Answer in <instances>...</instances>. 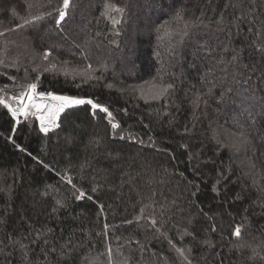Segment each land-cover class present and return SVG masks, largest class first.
<instances>
[{
  "label": "trees",
  "instance_id": "16d2710c",
  "mask_svg": "<svg viewBox=\"0 0 264 264\" xmlns=\"http://www.w3.org/2000/svg\"><path fill=\"white\" fill-rule=\"evenodd\" d=\"M0 264H264V0H0Z\"/></svg>",
  "mask_w": 264,
  "mask_h": 264
},
{
  "label": "water",
  "instance_id": "95a60500",
  "mask_svg": "<svg viewBox=\"0 0 264 264\" xmlns=\"http://www.w3.org/2000/svg\"><path fill=\"white\" fill-rule=\"evenodd\" d=\"M48 90L30 87L24 104L23 114L26 115L30 106L34 107V112L38 118L53 117L56 121L67 109L90 104L92 112L96 109L104 108L97 105L93 99L88 97H76L65 94L48 93Z\"/></svg>",
  "mask_w": 264,
  "mask_h": 264
},
{
  "label": "built area",
  "instance_id": "2783aa9c",
  "mask_svg": "<svg viewBox=\"0 0 264 264\" xmlns=\"http://www.w3.org/2000/svg\"><path fill=\"white\" fill-rule=\"evenodd\" d=\"M31 87L38 89L36 85H33ZM47 92L50 93L51 91L48 90ZM27 93H28V90L21 96H18L14 104L8 103L7 105L11 113V116L15 120L16 123H18L24 118L23 110H24V104L27 98ZM38 120H39V128L43 133H48L50 130H52L56 123V120L53 117H47L43 119L38 118Z\"/></svg>",
  "mask_w": 264,
  "mask_h": 264
},
{
  "label": "rangeland",
  "instance_id": "374dc122",
  "mask_svg": "<svg viewBox=\"0 0 264 264\" xmlns=\"http://www.w3.org/2000/svg\"><path fill=\"white\" fill-rule=\"evenodd\" d=\"M15 102H16V99H13L12 101L9 102V104H14Z\"/></svg>",
  "mask_w": 264,
  "mask_h": 264
}]
</instances>
